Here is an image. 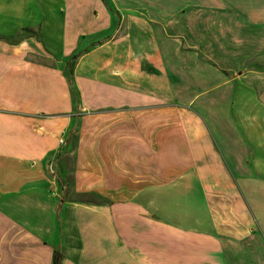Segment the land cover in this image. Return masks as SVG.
I'll return each mask as SVG.
<instances>
[{
  "label": "crops",
  "instance_id": "obj_1",
  "mask_svg": "<svg viewBox=\"0 0 264 264\" xmlns=\"http://www.w3.org/2000/svg\"><path fill=\"white\" fill-rule=\"evenodd\" d=\"M106 1L0 0V264H264V0Z\"/></svg>",
  "mask_w": 264,
  "mask_h": 264
},
{
  "label": "rangeland",
  "instance_id": "obj_2",
  "mask_svg": "<svg viewBox=\"0 0 264 264\" xmlns=\"http://www.w3.org/2000/svg\"><path fill=\"white\" fill-rule=\"evenodd\" d=\"M45 11L49 12V27L48 30H45V38L49 46L59 48L60 46V37H57V26L59 22L61 21V12L59 11L60 7V0H50L49 4L42 5ZM33 11V8H31ZM36 10V9H35ZM59 54H62V52H58Z\"/></svg>",
  "mask_w": 264,
  "mask_h": 264
},
{
  "label": "trees",
  "instance_id": "obj_3",
  "mask_svg": "<svg viewBox=\"0 0 264 264\" xmlns=\"http://www.w3.org/2000/svg\"><path fill=\"white\" fill-rule=\"evenodd\" d=\"M105 1V4L108 5L107 1ZM111 9V8H109ZM25 32H27V29H24ZM75 58V55H71L67 61V77H68V80H69V84L72 85V78H71V75H72V64H73V60ZM77 98V94L75 93V99ZM60 263V254L58 251H54V255H53V261H52V264H59Z\"/></svg>",
  "mask_w": 264,
  "mask_h": 264
},
{
  "label": "built area",
  "instance_id": "obj_4",
  "mask_svg": "<svg viewBox=\"0 0 264 264\" xmlns=\"http://www.w3.org/2000/svg\"><path fill=\"white\" fill-rule=\"evenodd\" d=\"M59 143L62 145L64 142L61 140Z\"/></svg>",
  "mask_w": 264,
  "mask_h": 264
}]
</instances>
